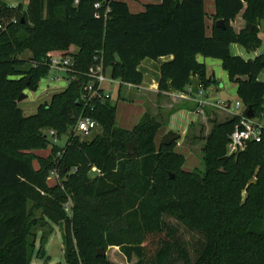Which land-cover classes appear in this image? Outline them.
Segmentation results:
<instances>
[{
    "label": "trees",
    "instance_id": "trees-1",
    "mask_svg": "<svg viewBox=\"0 0 264 264\" xmlns=\"http://www.w3.org/2000/svg\"><path fill=\"white\" fill-rule=\"evenodd\" d=\"M74 1L27 0L26 6L9 7L0 0V264L31 263L37 231L36 223L27 221L29 205L31 211L41 210L46 225L62 227L65 264H112L97 254L108 248H117L128 263L136 258L135 264H264V131L260 142L227 155L241 116L209 120L204 172H187L185 157L174 151L176 142L156 146L163 125L158 116L145 113L124 130L116 126L110 98L80 100L91 81L90 67L101 64L112 80L136 87L143 79L141 61L166 56L172 59L160 67V93L185 92L191 76L205 89L216 82L197 62L201 56L221 61L237 87L242 116L251 108L252 119L261 122V57H233L229 48L259 49L264 0H213L210 37L205 36L203 0H149L158 4L137 14L116 0ZM241 12L245 27L236 33L231 23ZM219 20L224 29L215 27ZM49 53L71 59L69 83L25 116L17 99L35 92L47 77ZM27 63L29 69L22 70ZM81 115L94 120L101 133L90 140L74 135ZM45 129L57 139L67 136L65 145H53L47 158L30 155L52 144ZM127 144L133 155L127 154ZM51 172L58 176L54 186L47 183ZM169 219L203 234L204 244L189 251ZM47 239L40 236L35 254Z\"/></svg>",
    "mask_w": 264,
    "mask_h": 264
},
{
    "label": "crops",
    "instance_id": "crops-1",
    "mask_svg": "<svg viewBox=\"0 0 264 264\" xmlns=\"http://www.w3.org/2000/svg\"><path fill=\"white\" fill-rule=\"evenodd\" d=\"M116 1L125 3L128 10L133 14L143 12L148 5L158 4L149 0ZM203 11L205 14V36L210 37L214 23L213 15L216 13L215 2L213 0H203ZM231 27L236 33L244 29L245 22L242 19V12L231 23ZM258 30V37L261 40V45L258 50L253 53H247L242 47L232 44L229 48L230 55L233 57L239 56L244 60H253L256 57H263L264 41L262 39L264 38V22L259 23ZM171 59V56H166L155 61L149 59L141 61L138 66V71L142 74L143 79L139 86L120 85L118 81H115L114 83L116 84L119 98L122 96V99L124 100L122 104H119L122 105L119 109L116 107V126L124 130H131L137 125L145 113L158 116L159 119L162 117L163 125L156 134V145L159 143L158 141L160 138H164L170 132L176 134L180 132L182 133L181 136H186L192 126H196L202 120H206V112H222L230 116L233 115V112L231 111L225 112L213 107H205L202 111L197 112L194 100L203 99L210 102L222 101L232 105L233 99H231L232 97L230 96L234 95L235 102L239 101L237 97V87L229 82L228 74L223 71L221 67V61L217 59L203 58L201 56L197 57V62L205 66L207 75L212 76V79L216 82L215 84L209 85L204 89L202 95H198L199 91L197 86L199 82L196 77L191 76L189 84L186 87V90L187 88L190 89V95L186 98H179L176 95L177 93L172 90H169L166 93H160L158 91L160 67ZM260 75L258 79L263 82L264 79H260ZM232 85L235 87L233 88ZM106 88L110 89L111 101V85L107 84ZM223 91L226 93V96H224L225 99L219 100V95H221ZM51 96L49 98H51ZM243 110L244 108L238 113H242Z\"/></svg>",
    "mask_w": 264,
    "mask_h": 264
},
{
    "label": "rangeland",
    "instance_id": "rangeland-1",
    "mask_svg": "<svg viewBox=\"0 0 264 264\" xmlns=\"http://www.w3.org/2000/svg\"><path fill=\"white\" fill-rule=\"evenodd\" d=\"M4 5L9 7H16L18 5L26 6L27 0H3ZM264 41V38L262 39ZM50 56H54L56 54L49 53ZM23 58L27 59L30 57L29 52H25L22 56ZM30 63H27L22 70L26 71L29 69ZM106 76L109 77V73L107 71ZM47 79V80H46ZM46 79L40 80L38 87L35 92H29L25 91L23 92L26 95V99L18 103V107L22 110L23 114L25 116H30L36 113V109L39 104L48 102L50 100V96L63 91L68 83L69 80L67 78L66 73L56 70H51L49 74L47 75ZM260 79H264V71L260 75ZM46 81L49 82V84H46ZM264 82V80H263ZM220 83V82H219ZM229 84V83H226ZM229 86V85H228ZM233 88L235 87L232 85ZM112 93H111V104L118 107V109L122 106L119 104H122L124 100L122 99V96L119 98L118 91L116 84H111ZM224 96H226V93L223 91L221 95H219V100L225 99ZM233 99L232 106L235 103L234 95L230 96ZM263 101H264V95H263ZM232 112L235 113V111L232 109ZM206 120H202L199 124L196 126H193L188 134L186 136H181L182 133L178 132L180 135V139L176 142V146L174 148V151L182 154L186 162L184 164L183 169L187 172H193L198 171L200 173L204 172V164L202 162V148L205 144L204 137L208 135V133L211 130L212 124L209 122V120L215 119L218 122H222L227 118H230L231 116L225 113H215V112H206ZM160 121H162V117L160 118ZM261 122L264 124V118L261 120ZM202 127V135L199 137V131ZM50 132H52L49 129L43 130V133L48 135V138L52 144H48L47 146L33 150L30 155H36L43 158H47L49 154L52 153V150H54V146L56 145L58 147H63L66 143L67 136H61L57 141H55L50 137ZM101 133L100 128L98 127L97 130L91 135L90 138L82 139V140H90L94 136ZM183 137V138H182ZM163 138L159 139V143L156 146H159V144L162 142ZM33 168L37 169L39 167L37 161H32ZM95 172H91V175H93ZM47 183L49 186H54L57 183V179L49 176ZM68 206H70L71 202L66 203ZM29 216H28V223L35 222L36 226L34 229V232L37 231L36 237H35V250L32 256V260L30 264H65L64 260V254H63V241H62V234L63 230L61 226H55V225H46L47 223H44L42 217H41V210L31 211V205H29ZM169 225L173 226L176 232V236L178 238V241L186 245L187 249L190 251L193 248H197L198 245H203L205 242V236L199 232L191 231L189 229H186L183 227L178 221H175L174 219H169L167 221ZM33 233V230H32ZM47 236V242L44 245V248L40 249L38 254H35L39 248V239L41 235ZM32 238L30 237L29 240ZM105 258L108 262L112 264H135L136 258H133L131 262H127L125 258L122 256V254L119 252L116 248H108L107 250H104Z\"/></svg>",
    "mask_w": 264,
    "mask_h": 264
},
{
    "label": "built area",
    "instance_id": "built-area-1",
    "mask_svg": "<svg viewBox=\"0 0 264 264\" xmlns=\"http://www.w3.org/2000/svg\"><path fill=\"white\" fill-rule=\"evenodd\" d=\"M79 0H75L74 4L77 5ZM98 5H96L97 7ZM2 30V26L0 25V31ZM50 64V70H56L66 73L67 66L71 65V59L68 57H62L60 55H54L50 57L49 60ZM87 76L90 78L91 81H89L86 86L83 88L80 100L83 104H87L92 99L99 98L103 100V98H110V89L106 88L107 84H114L115 81L112 80L110 77H107L104 73L101 64H96L92 67H90L87 71ZM47 78V77H46ZM44 78V79H46ZM47 80V79H46ZM46 84H49L48 81H46ZM198 95H202L204 92L203 87L198 83ZM98 90H101V96L98 94ZM177 96L179 98H186L190 95V89L187 88L185 92H176ZM101 97V98H100ZM196 104V110L197 112L202 111L205 107H213L217 108L221 111L225 112H232V109L235 111L233 115H240L241 118L239 120L238 126L234 129L232 134L229 136V142L227 144L226 150L227 155H232L237 152H241L245 149L247 143L249 142H260L262 137V132L264 131V124L259 122L256 119H248L245 116H242V113H238L242 108V104L240 101H237L232 106L231 104L227 102L222 101H215L210 102L208 100H200L196 99L194 100ZM244 111V110H243ZM232 115V116H233ZM98 125L94 120L89 118L88 116L81 115L74 128L72 129V132L74 135L79 136L81 139H87L90 138L91 135L97 130ZM50 137L55 141H57L56 136L53 134V132H50ZM93 172H96L95 169H92ZM50 175L56 179H58L56 172H51ZM65 212L69 213L70 206L67 204L64 206Z\"/></svg>",
    "mask_w": 264,
    "mask_h": 264
},
{
    "label": "water",
    "instance_id": "water-1",
    "mask_svg": "<svg viewBox=\"0 0 264 264\" xmlns=\"http://www.w3.org/2000/svg\"><path fill=\"white\" fill-rule=\"evenodd\" d=\"M215 27L218 28V29H224V22L222 20L216 21ZM249 29L251 30V27H249ZM260 62L264 65V56L260 58ZM25 99H26V95L24 93H22L18 97L17 103H19V102H21V101H23ZM245 115H246V117L248 119H252L253 118L254 114H253V111L251 110V108H247L246 109ZM179 139H180V136L178 134L170 132L163 138L161 143L164 146H169L172 143L177 142ZM133 153H134V150H133L132 145L131 144H127V154L128 155H133ZM171 178H172V176H171ZM97 254L100 257H104L105 256L103 249H98L97 250Z\"/></svg>",
    "mask_w": 264,
    "mask_h": 264
}]
</instances>
